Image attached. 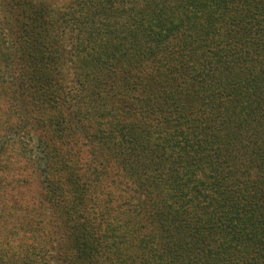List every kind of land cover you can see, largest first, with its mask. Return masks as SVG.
Segmentation results:
<instances>
[{"label": "trees", "instance_id": "1", "mask_svg": "<svg viewBox=\"0 0 264 264\" xmlns=\"http://www.w3.org/2000/svg\"><path fill=\"white\" fill-rule=\"evenodd\" d=\"M52 12L0 0V264H264V0Z\"/></svg>", "mask_w": 264, "mask_h": 264}, {"label": "rangeland", "instance_id": "2", "mask_svg": "<svg viewBox=\"0 0 264 264\" xmlns=\"http://www.w3.org/2000/svg\"><path fill=\"white\" fill-rule=\"evenodd\" d=\"M41 1L45 2L46 5H49L53 9L52 13L56 14L61 9L66 7L72 0H41ZM53 31H54L53 32L54 38L57 40V42H59L60 44L63 45L62 59H63V63H64V46L67 49L70 47V41L68 39L69 34H68V32H67V34L64 33V28H61V29L53 28ZM30 159L32 162H34V158H30ZM96 211L98 212V210H96ZM48 255L51 259V261H49L48 264H58L57 262H55L57 259L56 251L50 250V251H48ZM104 264H108V263L104 262Z\"/></svg>", "mask_w": 264, "mask_h": 264}]
</instances>
